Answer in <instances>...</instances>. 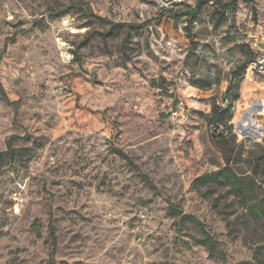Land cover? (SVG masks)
Here are the masks:
<instances>
[{
  "label": "rangeland",
  "instance_id": "rangeland-1",
  "mask_svg": "<svg viewBox=\"0 0 264 264\" xmlns=\"http://www.w3.org/2000/svg\"><path fill=\"white\" fill-rule=\"evenodd\" d=\"M218 1L151 21L197 0H0V80L15 102L0 94V264H264V217L250 222L226 190L191 188L225 165L210 119L236 80L237 168L264 179V136L237 130L264 101V65L234 77L264 53V0L223 14ZM170 202L203 221L226 257L210 254Z\"/></svg>",
  "mask_w": 264,
  "mask_h": 264
},
{
  "label": "trees",
  "instance_id": "trees-1",
  "mask_svg": "<svg viewBox=\"0 0 264 264\" xmlns=\"http://www.w3.org/2000/svg\"><path fill=\"white\" fill-rule=\"evenodd\" d=\"M237 2L238 0L218 1V8L220 13L223 14L228 9L234 8ZM75 5H77V2H72V4L69 7ZM69 7L63 8L59 11L61 16L67 13ZM253 10H254V14H256L255 7L253 8ZM166 13H169L172 16L177 17L180 14L186 13V11L185 12L175 11L173 8H166L162 10L157 17L152 18L151 21H153L154 19L161 18V16H163ZM96 16L100 17L98 15ZM120 25L128 29H139L140 27L144 26V24H133L126 22L120 23ZM15 38H16V33L13 34L9 38V40L13 42L15 41ZM253 60L255 59L249 60L247 66L246 65L240 66L234 72V77L243 76L246 68H248V66ZM0 66H1V55H0ZM234 86L236 89L234 94L230 96L229 103L226 106H222L220 104L215 103L212 107V115L210 119V125L212 126V128L215 127L216 130L213 134V141L221 151L225 161V165L218 168L217 170L206 172L196 177L191 183V188L201 191V194L204 197H209L210 193H213L217 189L226 190L232 196L238 198L241 205L246 206L247 209L246 216L250 222L251 220L252 222H259L264 217V179L261 180L257 179L255 175H244L237 168V166H239V163H241L242 152L239 149L240 145H238L237 143V136L236 134L233 133L232 124L230 122L234 114L233 111L234 102L240 98V92H239L240 80H236L233 86L231 87ZM0 94L4 99H6L7 102L12 104L15 103L9 98L7 91L1 80H0ZM221 124L231 125L229 126L230 131L227 134H225L226 133L225 129L219 132L217 131L219 130ZM17 139H20V136L14 134L10 137L8 141V151L11 154H15V152L17 151L13 144L14 141H16ZM119 153L122 156H124L132 165L138 167L137 164H135V162L125 152L119 150ZM149 183L153 188H156L153 182L149 181ZM203 186L205 187L204 189H202ZM257 187L261 189V194L257 192L256 190ZM170 210L179 217L180 222L194 223L202 230L204 236L199 240V243L206 246L209 249L210 254L212 255L222 254L224 257H226V253L219 248L215 236L211 235L208 226L203 221H201L197 216L191 213L184 212L174 202H170ZM232 224L233 223H231V225ZM49 232L52 237V245H53L52 252H54L57 242H56V234L53 226V219L50 220ZM261 248H264V245L258 247V250H260Z\"/></svg>",
  "mask_w": 264,
  "mask_h": 264
},
{
  "label": "bare ground",
  "instance_id": "bare-ground-1",
  "mask_svg": "<svg viewBox=\"0 0 264 264\" xmlns=\"http://www.w3.org/2000/svg\"><path fill=\"white\" fill-rule=\"evenodd\" d=\"M258 101L259 104H257ZM258 105L261 106L260 109H257ZM258 112L264 113V101L256 100L253 102L252 106L244 112L243 118L239 123V129L243 135L253 136L256 134H264V123H260L256 117V113Z\"/></svg>",
  "mask_w": 264,
  "mask_h": 264
},
{
  "label": "built area",
  "instance_id": "built-area-1",
  "mask_svg": "<svg viewBox=\"0 0 264 264\" xmlns=\"http://www.w3.org/2000/svg\"><path fill=\"white\" fill-rule=\"evenodd\" d=\"M69 23V19L68 18H64V24ZM71 32H75L76 30L72 27H69ZM59 41H61V38H59ZM60 44V43H59ZM60 47V46H59ZM73 46H71L67 41L62 42L61 41V48L63 49V57L71 59L74 56L73 51L71 50ZM264 65V53L261 54L258 58H256L255 60H253L250 63V67L253 69H257L260 67H263Z\"/></svg>",
  "mask_w": 264,
  "mask_h": 264
},
{
  "label": "water",
  "instance_id": "water-1",
  "mask_svg": "<svg viewBox=\"0 0 264 264\" xmlns=\"http://www.w3.org/2000/svg\"><path fill=\"white\" fill-rule=\"evenodd\" d=\"M213 0H197L195 6H193L191 9L187 10L186 11V14H189L191 16H193L195 13L199 12L202 8V6L208 2H212ZM257 104H259V101L257 102ZM261 106L258 105L257 109H260ZM237 130L239 131V125H237ZM245 136V135H243ZM264 135H261V134H256V135H253L252 138L253 139H259L261 137H263Z\"/></svg>",
  "mask_w": 264,
  "mask_h": 264
}]
</instances>
